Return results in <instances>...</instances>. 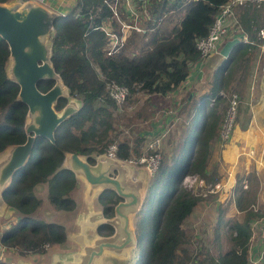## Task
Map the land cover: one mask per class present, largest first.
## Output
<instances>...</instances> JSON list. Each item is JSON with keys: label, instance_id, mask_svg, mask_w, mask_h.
Segmentation results:
<instances>
[{"label": "trees", "instance_id": "1", "mask_svg": "<svg viewBox=\"0 0 264 264\" xmlns=\"http://www.w3.org/2000/svg\"><path fill=\"white\" fill-rule=\"evenodd\" d=\"M11 1L0 0V4ZM227 1L146 0L144 10L142 1L131 0L139 14L134 20L125 8L126 0H76L70 12L54 21L51 62L70 98L77 100L80 108L57 128L55 144L43 138L35 140L26 167L13 177L3 198L8 208L17 213L18 220L2 231L0 245L25 257L44 255L49 248L66 242L62 226L32 217L41 205L36 189L47 186L49 204L57 211H72L75 204L71 194L78 180L64 168V158L67 154H76L93 165L94 158L103 155L112 144V112L117 106L108 95V85L126 88L128 100L140 93L154 98L176 91L200 60L196 42L208 35ZM237 18L253 44L241 43L233 49L212 73L209 92L199 96L197 102L191 106L183 101V110L192 109L198 117L184 139V153H177L168 165L162 156L160 169L151 182L153 185L161 180L162 186L150 214L138 225L136 264H247L251 224L264 218V214L249 209L255 199L243 191L242 180L237 181L233 190L232 203L244 213V219L225 223L230 247L216 258L207 253L190 257L182 225L199 199L180 187L184 177L189 175H198L204 182L219 180L210 177L207 167L211 144L219 141L226 113L224 95L230 91L235 66L242 73L240 80L249 75V62L260 44L257 33L264 27V11L262 7H243ZM120 21L124 23L120 25ZM123 26L131 27L128 36ZM103 28L118 40L124 36L122 46L117 45L111 54H108L111 39ZM8 60V46L0 38V154L26 141L27 107L17 101L19 88L7 77ZM52 86V82H42L38 90L45 93ZM66 104V99H59L56 111H61ZM141 140L139 137L137 143ZM136 153L127 141L118 142L117 159L128 161ZM97 202L104 217L112 218L119 199L113 192L104 191L98 195ZM222 222L219 215L217 231ZM97 234L111 236L113 230L101 225Z\"/></svg>", "mask_w": 264, "mask_h": 264}, {"label": "water", "instance_id": "2", "mask_svg": "<svg viewBox=\"0 0 264 264\" xmlns=\"http://www.w3.org/2000/svg\"><path fill=\"white\" fill-rule=\"evenodd\" d=\"M59 16L63 15L30 0L0 4V38L9 50L6 74L19 88L17 101L27 107L25 143L11 146L0 154V214L7 206L3 196L13 177L26 167L35 140L43 138L55 144L57 128L80 108V103L70 98L51 62L53 26ZM241 43L242 37L225 42L220 48V56L227 59ZM42 82H52L53 86L42 93L38 90ZM59 99H66L67 104L61 111H56ZM63 166L84 182L89 197L111 191L120 200L113 209L112 218L105 219L102 213L88 218L87 224L101 221V225L112 228L113 234L97 237L90 245L82 242L81 235V252L76 256L75 264H96L105 253L126 258L128 251L137 247L131 221L144 208L147 189L144 172L140 171L134 178V169L130 165L105 155L94 158L91 165L85 157L67 154Z\"/></svg>", "mask_w": 264, "mask_h": 264}, {"label": "rangeland", "instance_id": "3", "mask_svg": "<svg viewBox=\"0 0 264 264\" xmlns=\"http://www.w3.org/2000/svg\"><path fill=\"white\" fill-rule=\"evenodd\" d=\"M20 1L24 0H12L7 4L10 5ZM30 1L41 4V0ZM73 2L75 4V1ZM119 2L121 3V1ZM130 3L133 7H135L134 3H132L131 0ZM67 8L69 9L68 11H65L64 14H67L70 11V7L68 6V4ZM72 8L73 7L71 6V9ZM122 23L124 22H119L120 25ZM136 26L138 27L139 24H137ZM130 31L131 29H123V32L126 33V36L129 35ZM133 47L134 46H132V48ZM132 48H130V50H132ZM235 70L237 69H234L233 75H235ZM238 72L240 76L242 74L240 73V69ZM239 81L242 82V80ZM204 82H206V77H204ZM204 82L203 86H205ZM231 93L237 94L234 90L231 89L224 95V97H226V103L224 105L226 107V110L228 107L227 97ZM177 100L178 98L173 92L168 98L156 97L150 100L148 96L140 93L133 98H130L129 100L127 99L124 105L117 107L116 110L112 112V123L114 130V132H112L110 135V138L113 139L112 143L118 144L119 141H127L130 144L131 149L137 150L138 154H132L131 156V159H134L139 154L141 155L145 144L143 143L145 138L141 140L140 143H137V140L139 139L137 135H141L145 130L151 131V127L155 129L154 127L156 126L157 122H159L161 124V127H164L165 131L169 130L166 139H164L162 142L160 151L162 152L165 165L171 164V161L177 153H184V139L189 134L190 129L193 128V125L195 124V121L198 117L197 113L195 112L191 115H188V117L186 118L183 115L184 111H178L179 106H177ZM236 119L237 117L235 118V121ZM157 129H160V127ZM141 137L143 136L141 135ZM151 138L154 139L155 137L152 136ZM218 139L219 142L222 143V145L226 142V139L223 140L221 138L220 133ZM220 163V153H217V151L211 152L208 158L207 169L210 177L213 180H219H216L214 182H211L212 180L204 182V180H202L198 175H189L184 177L181 182L180 187L182 189L188 191L195 198L199 199V203L195 207L193 213L182 225V229L185 233L186 238L188 239V243L186 245L187 251L189 252L190 257L193 258H197V256L203 253L210 254L212 257L216 258L218 255L226 252L229 249L230 240L225 223L227 221H238V217L239 220H241V216H238L237 214V212L239 211L237 210L235 204L232 203L233 190L239 179L242 180L241 184L243 191L249 192L250 198L255 199V203L253 206L256 207V195H253L254 188H252V178L250 176H238L232 190L231 188H229L232 182H230V184L226 183L225 176L224 174H222ZM140 171L141 170H139V172ZM151 182L152 180H150L147 185L148 190L146 189L145 193L144 208L141 209L139 214L133 219V226L135 227L136 232L140 220L143 217H147L150 214L151 209L154 207L158 198V190L162 186L161 180L160 182H156L153 185ZM217 184H221L222 186L219 191L216 192L214 187ZM151 185L152 187H150ZM247 185L249 186V188H243L244 186L247 187ZM85 191L86 188L83 183L78 181L76 189L71 194V197L73 198L75 204L74 209L72 211H57L49 204L47 196V186L39 187L38 189H36L35 195L38 199L41 200V205L38 210L32 215V217L42 221L43 223H55L62 226L65 230L68 240L70 235H73L78 231V217L76 215L80 213L81 210H86L84 196H82ZM219 215L222 216L223 222L219 227L220 229L217 231L216 223L218 221ZM242 218L244 219V217ZM5 226V221L0 220V234L2 233ZM91 236L92 235H89L88 237L91 238ZM65 245H68V248L66 247L65 250H77V246L71 244L69 241H66ZM61 249H63L62 245L54 246L49 250V255L54 252L61 251ZM138 254L139 252L136 248L134 251L129 253L128 260L119 261L115 259L113 260L114 262H112V264H136ZM7 261L10 262L9 260ZM110 262L111 260L108 259L106 261V264H109Z\"/></svg>", "mask_w": 264, "mask_h": 264}, {"label": "crops", "instance_id": "4", "mask_svg": "<svg viewBox=\"0 0 264 264\" xmlns=\"http://www.w3.org/2000/svg\"><path fill=\"white\" fill-rule=\"evenodd\" d=\"M73 1L76 2V0H47L46 3V0H41V4L57 12L59 15H65V11H68L69 9L67 8V4L71 11V6L73 7L74 4ZM262 10L264 11V6L262 7ZM227 41L229 40L227 39L223 42V44ZM223 44L221 46H223ZM219 51L218 53L212 54L202 67L200 65L192 67L188 79L173 92L178 98L177 106H179V112L184 111L182 107L183 101L186 100L192 106L194 102L198 101L199 96L209 92V84L212 73L224 60L222 56H220ZM249 67L250 70L248 77L240 82L238 72L239 68L238 66H235L237 70H235V75H233L230 90H234L239 96L240 104L237 119L229 139L223 145L221 142L216 140V142L211 144V152L217 151V153H220L222 174H224L227 184L232 182L229 187L232 190L238 176H250L252 178V188H254L253 195H256V207L250 206L249 209H253L256 213L264 214V44L261 47H258L254 58H252L249 62ZM204 77H206V82H204ZM203 82L205 83V86H203ZM170 95H167L165 98H168ZM157 97L160 98V96ZM151 99L153 98H150V100ZM208 104L207 106L209 107L210 105ZM183 113V115L187 118L188 115H190L189 113H193V110H185ZM159 127L160 129H157ZM154 128L155 129L151 127V131H143L141 134L143 137L138 134V138L140 137L143 140L148 136L157 135V133L163 131L164 129V127H161L159 122H157ZM138 173L139 171L134 169L133 177L135 178ZM77 180L82 182L86 188L85 193L82 195L84 196L86 210H81V212L76 215L78 217L77 233L70 235L68 240L66 236V241L76 245L77 250H65L66 247L68 248V245H65V242L62 245L63 249H61V251L54 252L51 255H49V250L52 247L49 248L44 255L21 257L13 250L0 245V262H6L9 264H48V261L49 264H75L77 262L76 256L81 252V245L79 241L82 240L84 244L90 245L93 240L100 237V235L97 234V229L98 226L102 224L101 221L87 224L88 218L91 215L102 213V207L97 202L99 194L89 197V195H87V186L82 180ZM149 181L150 179L146 175V187ZM246 188H249V186L247 185ZM237 214L238 216H241V220H239L238 217V222H242L244 213L237 212ZM0 220L5 221L6 223V226L3 228L4 231L16 223L18 215L6 206L3 213L0 214ZM256 222L257 227L254 231L253 240H250V242H252L251 249L253 254L255 257H258L264 249V218L259 219ZM131 226L135 230L133 220L131 221ZM81 235L83 237L80 240L79 237ZM89 235H92L91 238L88 237ZM134 250L135 249L128 251L126 258H119L110 253H105L101 259L96 262V264H106L108 259L111 260L109 264H112L115 259L119 261L128 260L129 253Z\"/></svg>", "mask_w": 264, "mask_h": 264}, {"label": "built area", "instance_id": "5", "mask_svg": "<svg viewBox=\"0 0 264 264\" xmlns=\"http://www.w3.org/2000/svg\"><path fill=\"white\" fill-rule=\"evenodd\" d=\"M142 1L143 8L145 10L146 0ZM247 6H253L257 9L264 6V0H228L218 12L217 16L214 19V22L209 30L208 35L205 38H202L196 42V49L199 52L200 60L196 65L201 67L205 62L212 56V54L218 53L219 48L224 41L236 39L242 37V42L245 44H253L249 41L247 35L243 32L242 28L238 24L237 14L240 9ZM128 13L134 20L139 18L138 11L130 3V0H126V7ZM143 16L147 17V14L143 12ZM129 26H123V29H130ZM137 30V29H136ZM104 31L111 39L110 50L108 54H111V51L115 49L117 45H121L124 42V36L118 40L113 34H110L106 28H103ZM138 32L140 31L137 30ZM257 40L260 42L259 47L264 44V28L257 33ZM193 66V67H194ZM108 95L115 102L116 106L119 107L124 105L127 98L129 97V91L115 84L108 85ZM172 94V93H170ZM169 94V95H170ZM228 108L226 110L223 124L220 130V136L223 140L227 141L231 136L232 130L234 128V121L237 114V109L239 107L240 101L239 97L235 93H231L228 97ZM169 130L161 131L157 135H151L144 139L143 143L144 148L140 156H137L134 159L124 161L137 171H143L150 180H154L157 175L161 162H162V152L160 151L161 145L166 136L168 135ZM155 137L152 139L151 137ZM117 144L112 143L108 146L106 152L103 154L110 159H117ZM221 184L215 185V191H219ZM243 188H246L245 186ZM257 222L251 224V241L253 240L254 231L256 230ZM252 242H250L247 252V264H264V249L261 251L258 257L252 252Z\"/></svg>", "mask_w": 264, "mask_h": 264}, {"label": "flooded vegetation", "instance_id": "6", "mask_svg": "<svg viewBox=\"0 0 264 264\" xmlns=\"http://www.w3.org/2000/svg\"><path fill=\"white\" fill-rule=\"evenodd\" d=\"M96 158V157H95ZM120 201V200H119Z\"/></svg>", "mask_w": 264, "mask_h": 264}]
</instances>
